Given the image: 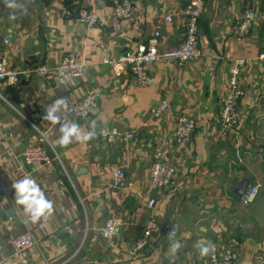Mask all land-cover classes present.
Here are the masks:
<instances>
[{
	"label": "crops",
	"instance_id": "1",
	"mask_svg": "<svg viewBox=\"0 0 264 264\" xmlns=\"http://www.w3.org/2000/svg\"><path fill=\"white\" fill-rule=\"evenodd\" d=\"M134 17L119 20L110 0H33L28 14L15 21L0 0V35L10 45L2 51L12 68L23 71L40 66L57 67L75 55L85 63L80 79L23 76L20 83L0 82V241L3 264H210L195 247L200 239L212 241L215 253L232 239L241 245L238 264H264V0H207L199 21V61L178 67L158 63L149 68L151 86H140L129 70L115 73L104 59L118 60L136 52L150 40L162 49L181 46L185 40L189 0H129ZM26 2V0H21ZM81 10H95L99 20L88 26L77 20ZM252 10L256 22L247 36L236 26ZM171 16V21H166ZM244 59L241 74L244 96L238 120L227 136L218 123L228 89L232 59ZM96 96L98 111L87 120L72 117L85 130L96 124L97 137L87 143L61 148L60 125L44 121L46 108L58 97L76 102ZM163 100L168 113L159 120L152 110ZM196 122L190 138L176 142L177 118ZM137 135L114 144L100 140L105 128ZM28 145L43 146L53 162L40 167L25 164ZM157 148L177 171L167 191L151 188L152 156ZM122 167L128 188L114 185L113 169ZM31 175L54 213L36 224L14 211L12 183ZM249 176L259 185L254 204L245 205L235 194ZM156 206L150 209L148 200ZM123 227L107 241L100 231L111 218ZM154 219L159 229L135 255L136 243ZM178 226L182 248L173 257L168 234ZM26 231L38 245L17 256L10 240Z\"/></svg>",
	"mask_w": 264,
	"mask_h": 264
},
{
	"label": "built area",
	"instance_id": "2",
	"mask_svg": "<svg viewBox=\"0 0 264 264\" xmlns=\"http://www.w3.org/2000/svg\"><path fill=\"white\" fill-rule=\"evenodd\" d=\"M206 1L207 0H189V4L185 10L187 17L185 40L180 47L170 50L162 49L160 42L156 39H152L147 45L140 46L136 52H129L115 61L104 59L103 63L109 65L117 74L123 69L129 70L140 86L147 87L154 83V79L149 73V68L151 66L158 63H174L181 68L188 63L199 61L202 55L198 49V28L199 21L205 10ZM110 2L113 4L115 16L119 20L130 21L134 17L133 5L129 0H110ZM256 19L257 17L254 11L249 10L246 12L236 26V34L247 36L255 24ZM77 20L92 27L98 23L99 17L95 10H81L78 13ZM171 20L172 17L167 16L166 21ZM0 45L8 47L10 45L9 37H3L0 35ZM261 58L263 59L264 56H261ZM245 67L246 61L244 59L239 58L231 60L228 89L222 100L220 120L218 123L219 132L223 136H227L233 131L238 120V105L244 96V90L241 86L240 80L242 71ZM85 70V63L80 61L75 55H68L63 58L61 63L55 68L40 66L32 70L23 71L12 68L8 63L6 55L0 51V82H5L11 85L19 84L23 76L28 77L32 74L42 78L52 75L57 78L68 76L69 79H80L84 76ZM97 111L98 99L96 96H87L76 102H68V111L67 113L62 114L61 123L70 120L72 117L79 120H87L95 116ZM168 111L169 103L167 100H163L160 104L155 106L152 110L151 116L154 119L159 120L164 117ZM195 128V120L185 116L178 117L176 123L177 144L187 141ZM101 132L104 134L101 135ZM100 133V140L110 145L114 144L119 138L123 137L124 139L129 140L137 135V132L135 131L128 134H121L117 129L108 127L103 128ZM23 158L25 164L29 167H40L53 162V159L50 157L46 149L40 145H28L23 151ZM150 174L151 188L153 192L167 191L175 183L177 171L166 162V154L161 148H157L152 156ZM113 176L116 188L121 190L128 188L129 183L124 168L115 167L113 169ZM259 193L260 186L257 184L251 185L242 197L243 204H254ZM2 205L3 199L0 196V208ZM147 205L150 209L155 208L156 200L150 198ZM123 224L121 218L116 217L109 219L100 231L101 237L107 241L113 239L123 227ZM158 229L159 226L157 222L154 219L150 220L145 227L144 237L136 243L132 254L135 255L147 245L152 234L158 231ZM10 245L13 248L15 255L19 256L29 248L37 246L38 241L35 239L32 232L26 231L20 236L11 239ZM240 245L241 243L238 240L232 239L223 247L220 253H215L214 260L210 257V264H238V249L240 248ZM2 250L3 244L0 241V252Z\"/></svg>",
	"mask_w": 264,
	"mask_h": 264
},
{
	"label": "clouds",
	"instance_id": "3",
	"mask_svg": "<svg viewBox=\"0 0 264 264\" xmlns=\"http://www.w3.org/2000/svg\"><path fill=\"white\" fill-rule=\"evenodd\" d=\"M5 6L10 10L9 19L15 21L20 15L28 14L27 5L33 3V0H4ZM69 77L64 76L61 79V83L68 82ZM68 111V101L66 98L60 97L54 100V102L46 108L43 120L50 122L52 125L59 124V138L55 143L61 148H67L73 143H87L95 139L98 135L96 131L95 122L91 125V130H85L79 123L74 120H66L61 123L62 114ZM115 132V130H114ZM101 135L104 133L101 132ZM14 189V204L18 206L14 211H21L31 223L36 224L42 221H47L54 213L53 201L48 199L45 192L41 189V186L37 181L28 174H25L23 178L16 180L12 183ZM178 226L174 225L171 232L168 234L170 241L169 252L175 257L178 251L182 248L181 242L177 237ZM195 247L198 250V254L201 258L211 256L215 259V245L212 241L207 239H200L197 241ZM3 264V261H0Z\"/></svg>",
	"mask_w": 264,
	"mask_h": 264
},
{
	"label": "water",
	"instance_id": "4",
	"mask_svg": "<svg viewBox=\"0 0 264 264\" xmlns=\"http://www.w3.org/2000/svg\"><path fill=\"white\" fill-rule=\"evenodd\" d=\"M251 181L249 176H245L244 181L240 184V186L236 189L235 194L238 198L242 199L244 194L247 192L250 187Z\"/></svg>",
	"mask_w": 264,
	"mask_h": 264
},
{
	"label": "trees",
	"instance_id": "5",
	"mask_svg": "<svg viewBox=\"0 0 264 264\" xmlns=\"http://www.w3.org/2000/svg\"><path fill=\"white\" fill-rule=\"evenodd\" d=\"M67 1H69V0H67ZM47 2H49V0H47ZM78 14V13H77Z\"/></svg>",
	"mask_w": 264,
	"mask_h": 264
},
{
	"label": "bare ground",
	"instance_id": "6",
	"mask_svg": "<svg viewBox=\"0 0 264 264\" xmlns=\"http://www.w3.org/2000/svg\"><path fill=\"white\" fill-rule=\"evenodd\" d=\"M77 16H78V14H77ZM242 203H243V200H242Z\"/></svg>",
	"mask_w": 264,
	"mask_h": 264
}]
</instances>
